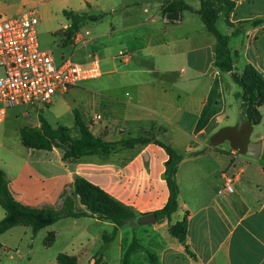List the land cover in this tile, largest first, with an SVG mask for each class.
Returning a JSON list of instances; mask_svg holds the SVG:
<instances>
[{
    "label": "crops",
    "instance_id": "0c3cea01",
    "mask_svg": "<svg viewBox=\"0 0 264 264\" xmlns=\"http://www.w3.org/2000/svg\"><path fill=\"white\" fill-rule=\"evenodd\" d=\"M98 1L81 0L76 9L68 6V0H55L75 12L105 15L83 25L74 44L82 43L78 62L88 64L97 57L103 69L101 78L79 86L78 95L100 97L102 113L88 126L107 142L142 139L145 143L69 163L62 160L60 149L28 147L21 139V146L9 152L13 159L1 169L13 196L24 205L57 206L64 191L82 177L137 216L156 214V222L133 223L114 235L116 226L109 221L66 218L37 235L29 226H16L0 238L8 233L22 242L29 238L31 251L40 235L51 237L52 244L63 238L64 251L56 259L63 253L76 257L78 264H123L134 244L137 248L129 264H264V105L250 137L262 144L259 157L232 149L228 141L219 146L223 151L210 146L214 135L240 122L242 88L232 73L216 65L217 38L197 13L203 0H165L154 13L147 4L143 14L133 8L138 3L106 0L103 13L86 11ZM173 1L193 11L164 15ZM230 1L235 3L228 17L233 26L222 13L217 24L225 23L220 32L229 39L233 73L243 75L251 65L264 76V0ZM118 7L122 9L117 15ZM89 24L92 27L83 33ZM123 52L126 56H121ZM23 116L30 118V110ZM29 127L39 129L41 122ZM161 143L184 156L177 172L180 209L165 219L157 216L170 198L169 155ZM226 176L233 179L232 194L223 190ZM4 217L0 210V221ZM185 219L188 226L182 242L173 228Z\"/></svg>",
    "mask_w": 264,
    "mask_h": 264
},
{
    "label": "trees",
    "instance_id": "16d2710c",
    "mask_svg": "<svg viewBox=\"0 0 264 264\" xmlns=\"http://www.w3.org/2000/svg\"><path fill=\"white\" fill-rule=\"evenodd\" d=\"M220 5L213 10L212 5ZM235 6L230 0H203L202 8L197 13L213 33L218 41L216 55L217 67L226 73H232L234 81L242 88L239 97L242 99L240 107V122L235 127L224 128L210 140V146L218 151H223L219 146L228 141L232 149L240 153H248L251 144L250 137L254 127L261 121L259 108L264 105V76L253 66L247 65L243 75L233 73L234 56L229 47V39L217 29V20L222 13L226 23L233 26L228 20L229 14ZM193 11L192 8L181 1H173L164 9V15L173 12ZM65 17L71 21L69 33L76 35L87 22H98L105 15H89L88 13L64 10ZM41 128L24 127L21 129V139L24 145L32 148L51 151L54 148L63 152L64 162L76 163L90 155L107 156L111 154L113 143L107 142L102 136L95 135L76 112L77 136H72V129L65 126L53 128L52 125L40 116ZM145 143L142 139H131V144ZM162 144V143H161ZM168 155L166 163V180L170 189V198L164 209L157 212L158 219L171 218L180 209V190L177 182V172L184 156L177 153L172 147L162 144ZM70 188V190H69ZM80 197V202L77 197ZM0 206L5 211V217L0 221V236L16 226H29L37 235L41 230L54 225L66 218L92 217L113 223L116 226L114 235L119 228L133 224L137 214L128 206L117 201L101 188L90 183L82 177L75 179L68 187L61 202L54 207H32L17 201L9 189L5 172L0 169ZM187 219L178 223L173 229V235L180 241L186 240ZM2 245L0 244V249ZM134 244L126 254L123 264H129V257L135 251ZM58 264H78V259L67 254H59Z\"/></svg>",
    "mask_w": 264,
    "mask_h": 264
},
{
    "label": "rangeland",
    "instance_id": "374dc122",
    "mask_svg": "<svg viewBox=\"0 0 264 264\" xmlns=\"http://www.w3.org/2000/svg\"><path fill=\"white\" fill-rule=\"evenodd\" d=\"M162 1L165 0H122L125 4L138 3L133 8L140 14L144 13L147 4L150 6L146 7L152 9V13L158 11L159 6L157 5ZM80 2L81 0H68L67 4L71 8L80 9ZM105 3L106 0H99L97 6L86 11L91 14H101L103 13L102 6L106 5ZM143 4L145 5L142 6ZM212 8L217 10L219 7L213 4ZM121 9V7L117 8V15L121 12ZM64 10H69V8L57 4L55 0H0V15L4 17H15L30 12H34L38 16L40 20L37 26L38 38L40 47L43 50L53 51L58 61L65 57H73V59L81 62L76 54L82 47V43L77 46L74 45L78 39V33L76 35L69 33L68 28L71 21L65 17ZM110 19L111 17L106 19L105 24L102 25L103 28L107 26ZM224 24V21L218 22L217 29L221 31ZM90 27L92 25L89 24L82 32L85 33ZM96 80L82 83L81 86L91 84ZM81 90V88L75 87L65 94H57L50 105H22L11 109L5 122L0 124V169L4 162L13 159L12 156H9V152L17 146H21L20 130L37 124L40 121V116L44 117L53 128L65 126L72 129L71 135L75 137L78 135V131L75 130L76 112L80 114L87 125L91 123L96 114L102 113V107L99 105L100 97L98 95L93 98L91 96H80L78 94H81ZM27 110L31 112L30 118L23 116L24 111ZM111 143L114 144L110 151L111 154L121 148L133 145L131 139ZM77 200L80 202L79 196ZM0 210L3 211L4 209L0 206ZM29 241V238H24L22 242L18 236L12 235V233L1 237L0 244L3 247L0 249V264H58L56 255L60 251H64L63 238L56 244H52L51 237L44 234L40 235L36 239L33 251L27 246Z\"/></svg>",
    "mask_w": 264,
    "mask_h": 264
},
{
    "label": "built area",
    "instance_id": "2783aa9c",
    "mask_svg": "<svg viewBox=\"0 0 264 264\" xmlns=\"http://www.w3.org/2000/svg\"><path fill=\"white\" fill-rule=\"evenodd\" d=\"M39 23L34 12L15 17L0 15V124L15 107L50 105L57 94L103 75L97 57L88 64L72 57L58 61L53 51L43 50L38 38ZM223 190L234 192L232 177H225Z\"/></svg>",
    "mask_w": 264,
    "mask_h": 264
},
{
    "label": "water",
    "instance_id": "95a60500",
    "mask_svg": "<svg viewBox=\"0 0 264 264\" xmlns=\"http://www.w3.org/2000/svg\"><path fill=\"white\" fill-rule=\"evenodd\" d=\"M248 150L249 151L248 153H246V155L257 158L261 154L262 144L251 142V144L248 147ZM156 219H157L156 214H148V215L138 216L137 218L134 219L133 223L138 226L148 225V224L155 223Z\"/></svg>",
    "mask_w": 264,
    "mask_h": 264
}]
</instances>
